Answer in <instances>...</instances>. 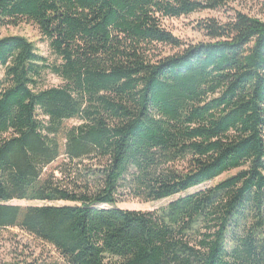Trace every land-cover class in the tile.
<instances>
[{
	"label": "trees",
	"instance_id": "1",
	"mask_svg": "<svg viewBox=\"0 0 264 264\" xmlns=\"http://www.w3.org/2000/svg\"><path fill=\"white\" fill-rule=\"evenodd\" d=\"M228 3L0 0V28L37 26L58 59L0 38V232L51 264H264V22L201 20L197 44L163 25Z\"/></svg>",
	"mask_w": 264,
	"mask_h": 264
},
{
	"label": "rangeland",
	"instance_id": "2",
	"mask_svg": "<svg viewBox=\"0 0 264 264\" xmlns=\"http://www.w3.org/2000/svg\"><path fill=\"white\" fill-rule=\"evenodd\" d=\"M236 12L246 14L250 17L259 19L264 22V0H229L228 7L221 11H208L195 13L190 16L177 19H166L163 21L165 29L180 39L185 44H197L207 42L208 39L198 30L197 23L201 20L214 18L221 22H226L233 17ZM6 36H20L32 42L38 50V54L44 57L48 63H56L57 58L52 53L48 42L42 36L39 28L27 22L21 23L17 27L8 26L0 28V38ZM158 50L164 55L174 54L177 50L170 47H159ZM4 77V69L0 67V78ZM63 82L52 75L45 73L42 81L39 83L41 88L60 87ZM232 173L231 175H233ZM225 175L215 182L208 183L190 193L198 190H204L214 186L228 176ZM172 199L144 203L138 200L126 199L119 203V208L130 211L152 212L160 207L167 205ZM12 205L18 206H62L65 203H28L25 201H13ZM61 262L59 255L53 248L34 239L20 230H7L0 232V264H51Z\"/></svg>",
	"mask_w": 264,
	"mask_h": 264
}]
</instances>
